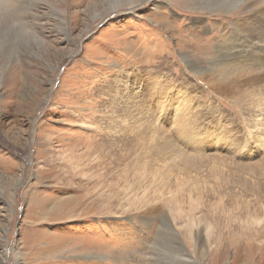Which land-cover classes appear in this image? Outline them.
<instances>
[{"label":"rangeland","instance_id":"obj_1","mask_svg":"<svg viewBox=\"0 0 264 264\" xmlns=\"http://www.w3.org/2000/svg\"><path fill=\"white\" fill-rule=\"evenodd\" d=\"M131 1L0 0V264H264V81L192 70L264 0Z\"/></svg>","mask_w":264,"mask_h":264},{"label":"bare ground","instance_id":"obj_2","mask_svg":"<svg viewBox=\"0 0 264 264\" xmlns=\"http://www.w3.org/2000/svg\"><path fill=\"white\" fill-rule=\"evenodd\" d=\"M201 2V1H200ZM203 2V1H202ZM137 4V0L136 1H131V3H129L126 7L127 8H129L130 10H133L134 8H137L138 7V5H136ZM201 4V3H200ZM125 4H123L122 6H124ZM113 9V8H112ZM196 9V8H195ZM207 9V8H206ZM214 9V8H213ZM225 9V8H224ZM123 10V9H122ZM210 10V9H209ZM219 10V9H218ZM113 11V10H112ZM110 12V11H109ZM221 12V11H220ZM220 14V13H219ZM252 15V14H251ZM36 17H40V14H38L37 13V15H36ZM241 19H243V18H239V20H241ZM197 21V20H196ZM238 22V21H237ZM236 22V23H237ZM235 23V24H236ZM119 25V24H118ZM235 29H238L239 27H234ZM236 34H237V32H236ZM236 37H239V34H237L236 35ZM261 39H264V37L263 38H261ZM261 39H257L256 37H253V38H251V39H249V41H250V44L251 45H254V46H257V49L259 50V49H261V50H263L264 48H262V47H264V42L261 40ZM196 40V39H195ZM258 40V41H257ZM260 43H263L262 45H260ZM259 45L261 46V48H258L259 47ZM173 49V48H172ZM182 53V52H181ZM258 53H253L252 55H257ZM261 59V58H260ZM249 60V59H248ZM245 61L243 60V63H244ZM251 62V61H250ZM249 63V62H248ZM258 63V62H257ZM260 63V62H259ZM238 64V63H237ZM237 64H235V65H233V66H238ZM261 64V63H260ZM190 66V65H189ZM247 66V65H246ZM263 66H264V64H263ZM256 67V66H255ZM227 67H221V68H218L217 70L215 69V70H213V72H211L209 69H199V68H196V67H193L192 68V70H193V72H194V75H197L198 77H199V79L202 81V82H204L205 84H207L208 85V87L209 88H213V89H216L215 88V86H217V88L218 89H220V90H222V91H224V93L225 92H230L229 91V89H231V87H232V84H231V82H236L238 85H239V87H240V89H243L246 85H247V83H254V82H260V81H264V72H263V74L261 75V76H256V73H257V70H256V68L254 69V67H249V70L247 69V70H244L245 72V75L246 74H248V75H250V74H254L255 75V77L256 78H251V79H249L248 80V82H246V81H244V82H240L239 81V77H241L242 75V73H240V76L238 77V76H236L237 78L236 79H238V80H234V79H230L229 78V76L228 77H226V76H222V73H223V71H225L224 69H226ZM232 68H236V67H232ZM232 68H231V70H232ZM211 70H212V68H210ZM230 69V68H229ZM236 69H241L242 70V67L240 68V67H238V68H236ZM226 70H228V69H226ZM263 70H264V68H263ZM219 71H221L220 72V74L219 73H217V72H219ZM233 71V70H232ZM192 72V73H193ZM234 72V71H233ZM216 73L217 74H219V75H216ZM236 73V72H235ZM243 77H245V76H243ZM155 78V77H154ZM235 78V77H234ZM150 80V79H149ZM203 83V84H204ZM119 85V84H118ZM247 87V86H246ZM180 91H181V89H180ZM216 93H217V91H216ZM223 93V92H222ZM219 94V93H218ZM174 96V95H173ZM175 97V96H174ZM173 98V97H172ZM181 101V100H180ZM182 101H184V100H182ZM179 103V102H178ZM189 103V102H188ZM182 104V103H181ZM162 105V104H161ZM161 110V109H160ZM142 111V110H141ZM167 112V111H166ZM187 114V113H186ZM181 118V117H180ZM180 118H178V119H180ZM173 121H175V120H173ZM167 122V121H166ZM183 124V123H182ZM176 125V124H175ZM178 126V125H177ZM181 126V125H180ZM182 128V127H181ZM181 128H180V130H181ZM184 128V127H183ZM183 128H182V130H183ZM187 131H189V128H188V130ZM177 132H178V130H177ZM183 141V140H182ZM181 145V144H180ZM184 145V144H183ZM184 164V163H183ZM187 164V163H186ZM222 164V163H221ZM234 164V163H233ZM253 165V164H252ZM221 166V165H220ZM238 168V167H237ZM235 171V170H234ZM237 173V172H236ZM236 176V175H235ZM236 178V177H235ZM178 180V179H177ZM181 182V181H180ZM226 183V182H225ZM224 183V184H225ZM228 184V183H227ZM244 186H245V184H244ZM226 189V188H225ZM178 191V190H177ZM184 192V191H183ZM188 192V191H187ZM181 194V193H180ZM179 194V195H180ZM184 194V193H183ZM182 195V194H181ZM180 195V196H181ZM189 195V194H188ZM184 197V196H183ZM179 202V201H178ZM193 203V202H192ZM179 204V203H178ZM175 205V204H174ZM183 205V204H182ZM186 205V204H185ZM237 205V204H236ZM176 207V206H175ZM182 210V209H181ZM154 211L155 212H157L158 213V211H159V213L160 214H162V212L160 211V209L159 208H155L154 209ZM178 212V214H179V216L180 217H182V215L183 214H181V213H179V210L177 211ZM176 212V213H177ZM260 212V211H259ZM148 214V213H147ZM146 215V214H145ZM174 218V217H173ZM182 221V220H181ZM188 235V234H187Z\"/></svg>","mask_w":264,"mask_h":264}]
</instances>
